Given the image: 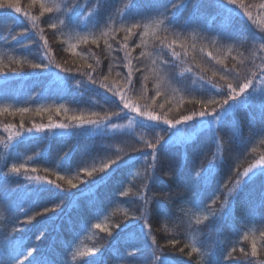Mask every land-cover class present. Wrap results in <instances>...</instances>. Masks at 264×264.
I'll list each match as a JSON object with an SVG mask.
<instances>
[{
    "label": "trees",
    "instance_id": "trees-1",
    "mask_svg": "<svg viewBox=\"0 0 264 264\" xmlns=\"http://www.w3.org/2000/svg\"><path fill=\"white\" fill-rule=\"evenodd\" d=\"M41 3L52 11L42 14ZM69 3L0 0V254L38 249L22 264H264V175H259L264 169L257 170V177L248 183L240 175L264 160V80L260 77L249 90L247 104L229 109L218 131L196 123L198 117L191 122L195 125L191 135L179 126L169 129L171 140L158 149L154 168L151 157L145 159L151 150L130 148L134 139L154 142L153 132L167 128L162 121L158 125L137 121L112 137L97 130L94 135L62 138L48 130L50 122L68 123L66 116L102 111L101 104L111 103L112 98L88 85L81 73L92 71L88 64H93L92 75L100 81L123 86L116 73L126 71L122 67L125 44L133 57L142 50L147 53L139 58L143 74H135L139 83L133 94L134 102L145 110L175 121L203 110L199 100L222 99L226 85L219 73L235 65L241 78L251 76L259 71L256 66L264 52L251 40L222 41L215 34L226 31L224 35L231 39L264 34V0H237L231 6L237 11L231 15L224 0H136L132 8L131 0H76L79 5L66 16ZM16 7L21 12H15ZM65 17L73 27L61 23ZM137 23L141 26L126 33ZM24 29L28 31L19 34ZM84 37L88 43H83ZM165 38L175 42V57L172 49L161 50ZM162 60L171 61L167 71ZM36 63L49 65L50 71L33 68ZM4 75L11 77L7 83ZM104 75H109L107 81ZM77 81L82 82L79 89ZM19 108L28 110L19 112ZM119 122L127 126L128 119L121 117ZM33 125L44 126L45 132L37 133ZM17 131L21 135L10 140ZM181 142L186 146H176ZM69 149H73L70 158L63 160ZM117 151L119 164L109 173L100 176L97 171L88 177L82 171L99 169L106 155ZM210 162L217 170L205 182L197 173ZM21 165L19 174L11 172ZM33 167L34 173L24 171ZM177 169L182 170L178 177ZM57 173L64 179H57ZM68 179L77 188H69ZM48 180L53 181L51 186L45 183ZM41 187L37 194L35 189ZM230 192L240 194L225 218L224 201L228 198L232 203ZM145 198L153 201L147 211V236L140 228ZM153 238L158 248L152 245Z\"/></svg>",
    "mask_w": 264,
    "mask_h": 264
},
{
    "label": "snow or ice",
    "instance_id": "snow-or-ice-1",
    "mask_svg": "<svg viewBox=\"0 0 264 264\" xmlns=\"http://www.w3.org/2000/svg\"><path fill=\"white\" fill-rule=\"evenodd\" d=\"M224 3L226 6H228V13L231 15L232 13L236 12L237 9L235 7H231L233 5H236L237 0H224ZM136 4V0H131V3L129 5L130 8L134 7ZM77 5L76 0H70V3L66 5L68 11L66 13L69 14ZM175 7V5H173ZM2 7V6H0ZM40 8L42 9V14L44 11L46 12H51L52 8L45 6L43 3L40 4ZM261 8L264 9V5H261ZM86 11V9H85ZM15 12L19 13L21 12V9L19 7L15 8ZM247 17L249 20H252L251 13H246ZM92 12H88V16H92ZM161 23H164L163 20L160 21ZM61 23H64L66 27H73L70 26L66 22V17L65 21H61ZM51 28L55 29L56 25L55 24H50L49 25ZM140 24H133L132 28L126 29V33L130 34L132 32L133 28L140 27ZM173 27H175L173 25ZM28 30L24 29L22 30L21 33L19 34H24ZM233 32V31H232ZM231 32V33H232ZM227 33L226 31H218L215 35L222 41H247L251 40L253 44L255 45L256 43H259L260 47L258 51L264 52V34L258 35L255 32H252L251 35H242L239 39H231L230 37H226L224 34ZM147 33L145 32V35ZM230 34V33H229ZM106 36L107 33H104ZM16 37L14 36L13 39ZM44 39V44L45 47H47V40ZM125 40L128 39V35L126 34L124 37ZM83 43H88V37L83 38ZM92 43L97 44L98 41L96 39L92 40ZM174 41L173 42H167L166 38L165 41H163L160 45L161 50L164 48L172 49V56L175 57L177 53L174 50ZM146 47V45H143ZM109 48H111V45H108ZM136 47H142V44L136 45ZM116 51H119V49H116ZM147 53H145L143 50L138 54V57H133L131 54V51L128 50V45H124V57L122 61V67L126 68V71L124 72H117L116 75L120 77L123 80V86L121 87H114L111 84H106L102 81L99 80L98 76L92 75V71H95V67L93 64H88V69L92 70L89 72H82L81 75L87 76V84L94 86L100 90H103L105 94H107L111 99V103L109 104H101L100 108L102 111H91L87 115L81 113V114H74L70 116H66V119L69 121L68 123H56L52 124L51 122L48 125V130L49 133L52 136H58V137H78L82 134H95L97 130H99L104 136L106 137H112L115 136L118 133L124 132L125 128H131L133 124H136L137 121H144V122H156L158 125L159 122H163L164 125L167 126L166 129L163 131H155L153 132L154 134V142L148 141V140H141V141H136L134 139L133 141V146L130 148L131 151H143V148H147L151 150L150 152L145 153V159L147 157H151L152 164L150 167L154 168L155 163L158 158V149L161 147L162 144L168 143L169 140H171V136L169 135V129H174L176 127H181L184 129V131L188 134L191 135L190 130L194 129L195 125L194 123H191L194 119V117H198V121L196 123H199L200 125H209L210 128L215 127V130L218 131L219 126L221 124V121L223 117L229 113V109L236 108L238 110L239 108L243 107L245 104H247L248 99L251 98V93L250 89L253 88V82L257 77H260L262 80H264V55H261L259 57L261 64L257 65L256 67L259 69V71H254L252 72L251 76L245 75L243 78H241L240 72L236 70L235 65H233L232 68L224 69L222 72L219 73L220 79L225 81L226 85V92L222 93V99H216V98H204L202 100L197 101L202 105V109L199 112H194L191 115H185L181 117L180 119H177L175 121L169 120L166 118V116L163 115H157L154 114L151 111L145 110V108L139 106L136 104L133 100V94L136 91V84L139 83V80L136 79V73H141L143 74V69L141 67L142 61L139 59L140 57H145ZM211 55V53H209ZM115 57L112 58L110 61L109 67H108V73L109 75L113 71V66L115 63ZM213 59H215L213 57ZM133 60H136L137 62L134 64ZM100 61L97 60L96 65H99ZM218 63L223 64V61H218ZM162 64L165 66V71H167L168 65L171 64V61L169 60H162ZM174 66V65H173ZM33 68L35 69H43V70H48L50 71V66L47 64H42V63H36L32 65ZM188 71H191V69H188ZM217 73H214V75ZM109 75H104L103 80L107 81L109 79ZM11 77L4 75L3 76V81L5 83L8 82V80ZM144 80H147L148 77L144 76ZM67 79V78H64ZM236 80L239 81L237 84H233L230 81ZM76 87L79 89L82 87V82L77 81L76 82ZM213 87H216V85H213ZM84 91H86L84 89ZM81 95L84 94L82 91L80 93ZM161 94V90L159 88L156 89L155 95L159 96ZM244 101V104H241L240 102ZM94 103L100 104L98 100H95ZM211 105H218L217 108H210L209 106ZM239 105V107H237ZM105 106L110 109L109 111H104L103 109ZM114 107V110H111ZM162 108L163 105H160ZM28 109L26 108H19L17 111L19 112H25ZM59 112L60 109H57ZM236 112V111H235ZM235 112L231 113L232 115L235 114ZM129 113H134V117H130ZM121 117H126L128 119V124L127 126L121 124L119 120ZM21 128H23V124H21ZM33 128H35V131L37 133H44L45 128L44 126H36L33 125ZM53 129L57 131H52ZM33 131L32 128L27 129V132L31 133ZM21 133L17 131L13 135L9 136V139H13L14 136H20ZM139 144L140 146H137ZM176 146H186V143L181 142L177 143ZM73 152V149H69L64 153V156L62 157L63 160L70 158L71 153ZM120 161V154L119 151L114 153L111 156H107L105 158V162H102L99 169L96 167H92L91 169L89 168H83L82 171L88 176L92 177L93 173L99 171L101 173L100 176H103L106 173H109L110 170H112L114 167L119 164ZM223 160L221 159V163ZM260 164L264 165V161H260ZM24 167L21 165L20 167H15L13 166L11 168V172L15 174H19L21 172V168ZM255 167L252 166L248 169H246L242 174L243 177H246L247 179L245 180V183L251 182L254 180L258 173L253 171V168ZM217 170V165L215 163L210 162L209 165L202 169V171L198 172L197 175L200 176L205 182H207L211 177H213V174ZM25 172L31 171V172H36L37 169L35 167L31 168L30 170L28 168H24ZM181 169H177L176 172L174 173L177 177L181 173ZM170 175L173 173H169ZM259 175H264V170H261L259 172ZM27 179H33L31 176H27ZM152 177L149 176L148 179L150 180ZM35 179L39 180V177H36ZM57 179L63 180L64 176L60 175L57 173ZM47 185L51 186L53 184V181L48 180L45 182ZM68 184L69 188L74 189L77 188V185L73 183L71 179H68L66 181ZM240 181L237 180V184H239ZM55 187L57 189L60 188L59 184H56ZM185 187H189L188 185H185ZM145 188H147V184H145ZM43 187L35 189V192L38 194ZM28 192H32L33 190L31 188L26 189ZM190 190V189H189ZM242 191V189H241ZM240 193H236L235 196L230 192L228 193V197H231L232 203H229L228 198L225 199L224 201V217L226 218L227 216L231 215L232 208L234 205L235 199L239 196ZM218 198V197H217ZM152 199L145 198L144 199V217L145 220L144 222L140 225V228L142 231L145 232V235L147 236L150 232V225L147 222V211H148V206L152 204ZM194 206L198 207V205L194 204ZM44 211H47L45 209ZM51 219V218H50ZM96 227H100V225H96ZM146 230V231H145ZM152 245L157 247L155 238L152 239L151 241ZM175 243V241H173ZM7 247V246H6ZM38 251L35 247H33L30 250H22L17 248L16 252L18 254L16 255H11L8 254L7 251L4 254H0V264H22L23 260L29 259L33 253ZM180 251H183V248L180 249ZM193 252L196 251L195 248L192 249ZM243 251V250H242ZM251 255L255 257L257 255V249L255 244L252 245V250H251ZM163 256V253H161L160 256L157 257V259L160 261Z\"/></svg>",
    "mask_w": 264,
    "mask_h": 264
},
{
    "label": "rangeland",
    "instance_id": "rangeland-1",
    "mask_svg": "<svg viewBox=\"0 0 264 264\" xmlns=\"http://www.w3.org/2000/svg\"><path fill=\"white\" fill-rule=\"evenodd\" d=\"M261 161H264V160H261ZM260 169H264V165L260 164V161L255 165V167L253 168V171H257V170H260Z\"/></svg>",
    "mask_w": 264,
    "mask_h": 264
}]
</instances>
